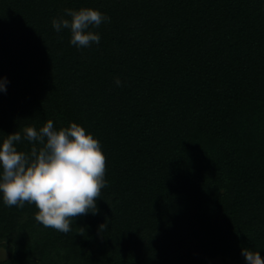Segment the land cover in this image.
I'll use <instances>...</instances> for the list:
<instances>
[{
  "label": "trees",
  "instance_id": "16d2710c",
  "mask_svg": "<svg viewBox=\"0 0 264 264\" xmlns=\"http://www.w3.org/2000/svg\"><path fill=\"white\" fill-rule=\"evenodd\" d=\"M82 6L110 20L77 48L52 21ZM5 75L0 141L20 132L30 152L27 127L75 121L100 141L106 184L68 232L0 199V264L264 256V0H0Z\"/></svg>",
  "mask_w": 264,
  "mask_h": 264
},
{
  "label": "clouds",
  "instance_id": "9594fccd",
  "mask_svg": "<svg viewBox=\"0 0 264 264\" xmlns=\"http://www.w3.org/2000/svg\"><path fill=\"white\" fill-rule=\"evenodd\" d=\"M110 20L98 8H65L53 18V28L70 31L69 43L77 48L99 44L100 34L92 29ZM7 76L0 77V92H6ZM116 83L121 84L117 77ZM23 138L32 141L30 152L17 148L20 132L0 141V199L7 206L34 203L35 218L44 226L62 232L71 230V218L97 211L96 198L105 186V155L100 141L82 125L72 121L57 128L48 119L39 129L27 127ZM35 142H39L37 145ZM105 223L99 228H106ZM244 264H264L260 250L241 248Z\"/></svg>",
  "mask_w": 264,
  "mask_h": 264
},
{
  "label": "rangeland",
  "instance_id": "374dc122",
  "mask_svg": "<svg viewBox=\"0 0 264 264\" xmlns=\"http://www.w3.org/2000/svg\"><path fill=\"white\" fill-rule=\"evenodd\" d=\"M7 256V252L4 250H0V258H5ZM209 264H225L220 259H214L209 262Z\"/></svg>",
  "mask_w": 264,
  "mask_h": 264
}]
</instances>
